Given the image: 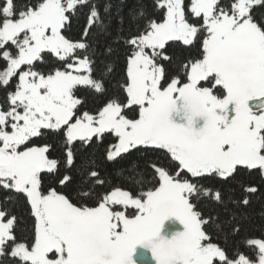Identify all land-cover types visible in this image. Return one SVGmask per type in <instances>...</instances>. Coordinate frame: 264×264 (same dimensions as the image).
Here are the masks:
<instances>
[{"label":"snow or ice","instance_id":"1","mask_svg":"<svg viewBox=\"0 0 264 264\" xmlns=\"http://www.w3.org/2000/svg\"><path fill=\"white\" fill-rule=\"evenodd\" d=\"M0 264H264V0H0Z\"/></svg>","mask_w":264,"mask_h":264},{"label":"rangeland","instance_id":"2","mask_svg":"<svg viewBox=\"0 0 264 264\" xmlns=\"http://www.w3.org/2000/svg\"><path fill=\"white\" fill-rule=\"evenodd\" d=\"M177 227H178V225H177Z\"/></svg>","mask_w":264,"mask_h":264}]
</instances>
